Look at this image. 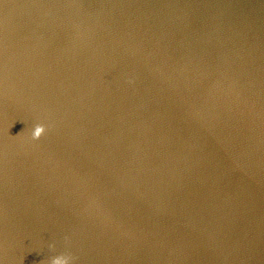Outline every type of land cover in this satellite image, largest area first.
I'll list each match as a JSON object with an SVG mask.
<instances>
[{
    "label": "water",
    "instance_id": "95a60500",
    "mask_svg": "<svg viewBox=\"0 0 264 264\" xmlns=\"http://www.w3.org/2000/svg\"><path fill=\"white\" fill-rule=\"evenodd\" d=\"M57 256L264 264V0H0V264Z\"/></svg>",
    "mask_w": 264,
    "mask_h": 264
},
{
    "label": "clouds",
    "instance_id": "9594fccd",
    "mask_svg": "<svg viewBox=\"0 0 264 264\" xmlns=\"http://www.w3.org/2000/svg\"><path fill=\"white\" fill-rule=\"evenodd\" d=\"M44 133V127L41 125L35 126L32 132V139L37 140ZM71 257L69 256H57L51 259L50 264H70Z\"/></svg>",
    "mask_w": 264,
    "mask_h": 264
}]
</instances>
